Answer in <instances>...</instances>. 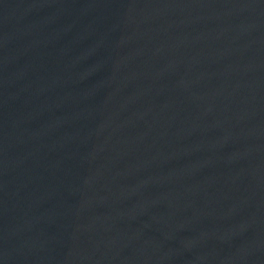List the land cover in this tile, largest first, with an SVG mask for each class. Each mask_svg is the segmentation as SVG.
Instances as JSON below:
<instances>
[{
  "label": "water",
  "instance_id": "95a60500",
  "mask_svg": "<svg viewBox=\"0 0 264 264\" xmlns=\"http://www.w3.org/2000/svg\"><path fill=\"white\" fill-rule=\"evenodd\" d=\"M0 264H264V0H0Z\"/></svg>",
  "mask_w": 264,
  "mask_h": 264
}]
</instances>
